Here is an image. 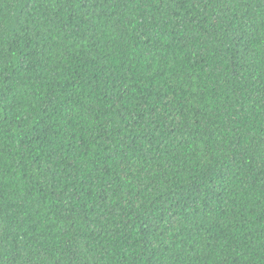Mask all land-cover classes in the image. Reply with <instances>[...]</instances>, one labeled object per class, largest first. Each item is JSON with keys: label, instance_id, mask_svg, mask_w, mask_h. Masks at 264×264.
<instances>
[{"label": "trees", "instance_id": "16d2710c", "mask_svg": "<svg viewBox=\"0 0 264 264\" xmlns=\"http://www.w3.org/2000/svg\"><path fill=\"white\" fill-rule=\"evenodd\" d=\"M0 264H264V0H0Z\"/></svg>", "mask_w": 264, "mask_h": 264}]
</instances>
